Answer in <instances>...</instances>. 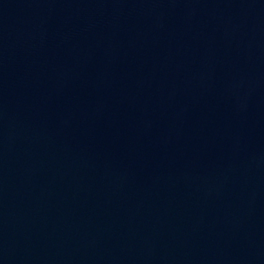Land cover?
I'll return each mask as SVG.
<instances>
[{
	"label": "water",
	"instance_id": "water-1",
	"mask_svg": "<svg viewBox=\"0 0 264 264\" xmlns=\"http://www.w3.org/2000/svg\"><path fill=\"white\" fill-rule=\"evenodd\" d=\"M0 264H264V0H0Z\"/></svg>",
	"mask_w": 264,
	"mask_h": 264
}]
</instances>
